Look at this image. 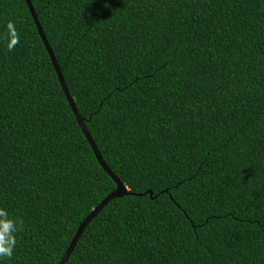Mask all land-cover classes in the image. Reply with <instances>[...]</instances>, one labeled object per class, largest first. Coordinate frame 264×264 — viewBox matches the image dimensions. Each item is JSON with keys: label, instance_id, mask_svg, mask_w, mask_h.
<instances>
[{"label": "trees", "instance_id": "obj_1", "mask_svg": "<svg viewBox=\"0 0 264 264\" xmlns=\"http://www.w3.org/2000/svg\"><path fill=\"white\" fill-rule=\"evenodd\" d=\"M30 2L127 191L64 264H264V0ZM115 187L26 1L0 0V206L23 221L2 264H57Z\"/></svg>", "mask_w": 264, "mask_h": 264}, {"label": "water", "instance_id": "obj_2", "mask_svg": "<svg viewBox=\"0 0 264 264\" xmlns=\"http://www.w3.org/2000/svg\"><path fill=\"white\" fill-rule=\"evenodd\" d=\"M26 3H27V6L29 8V11H30V14L34 20V23L36 25V28H37V32L49 54V57H50V60L52 62V65L56 71V74H57V77H58V80L61 84V87H62V90L64 92V95L67 99V101L69 102L76 118H77V121H78V124L81 128V130L83 131L86 139L88 140L93 152H94V155L96 157V159L98 160L99 164L101 165V167L104 169V171L113 179V181L115 182L116 184V187L110 191L91 211L90 213L83 219V221L79 224L78 228L76 229V232L75 234L73 235L72 239L70 240L69 244H68V247L66 248L65 252L62 254L60 260L58 261L57 264H64L66 262V260L68 259L72 249L74 248L82 230L84 229V227L88 224V222L102 209V207L112 198L114 197H119L121 195H124L125 193H127L126 191V187L124 185V183L122 182V180L117 177L113 171L107 166V164L105 163V161L103 160L102 156H101V153L100 151L98 150L95 142L93 141L91 135L89 134V132L87 131L85 125H84V122H83V119L80 115V113L78 112L76 106H75V103H74V100L72 98V96L70 95L67 87H66V83L64 81V78L62 76V73H61V70H60V67L55 59V56H54V53L46 39V36L44 34V31L40 25V22L38 21V18H37V15L33 9V6L30 2V0H25ZM149 194L152 195V192L149 191Z\"/></svg>", "mask_w": 264, "mask_h": 264}, {"label": "clouds", "instance_id": "obj_3", "mask_svg": "<svg viewBox=\"0 0 264 264\" xmlns=\"http://www.w3.org/2000/svg\"><path fill=\"white\" fill-rule=\"evenodd\" d=\"M8 41L6 47L11 51L20 43L19 31L13 21L6 24ZM23 221L12 215L5 207L0 206V264L4 258H10L17 247V233Z\"/></svg>", "mask_w": 264, "mask_h": 264}]
</instances>
